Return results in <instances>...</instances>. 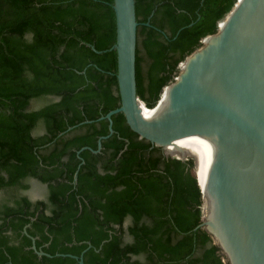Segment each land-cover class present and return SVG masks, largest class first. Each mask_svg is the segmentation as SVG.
<instances>
[{"label": "trees", "instance_id": "16d2710c", "mask_svg": "<svg viewBox=\"0 0 264 264\" xmlns=\"http://www.w3.org/2000/svg\"><path fill=\"white\" fill-rule=\"evenodd\" d=\"M235 1L135 0L146 106ZM111 4L0 0V264H79L55 253L79 255L89 243L85 264H228L199 225L192 156L163 155L122 112L92 150L108 133L98 117L119 104ZM30 178L43 196L22 192Z\"/></svg>", "mask_w": 264, "mask_h": 264}, {"label": "water", "instance_id": "95a60500", "mask_svg": "<svg viewBox=\"0 0 264 264\" xmlns=\"http://www.w3.org/2000/svg\"><path fill=\"white\" fill-rule=\"evenodd\" d=\"M111 6L119 104L98 117L108 121V133L92 150L114 131L112 115L122 112L137 137L163 155L192 156L202 196L199 225L228 264H264V0H236L216 31L180 61L152 107L137 93L135 0H112ZM174 142L188 153L169 152ZM90 246L79 255L55 254L85 264ZM31 247L50 255L34 240Z\"/></svg>", "mask_w": 264, "mask_h": 264}, {"label": "rangeland", "instance_id": "374dc122", "mask_svg": "<svg viewBox=\"0 0 264 264\" xmlns=\"http://www.w3.org/2000/svg\"><path fill=\"white\" fill-rule=\"evenodd\" d=\"M34 103H35V105H38L41 103V100H38ZM27 181L30 183V186L28 188H26L25 190H22L23 193L27 194L31 198L43 196V193H44L43 191L45 189L44 184H42L40 181H38L35 178H30ZM18 191H20V190H18Z\"/></svg>", "mask_w": 264, "mask_h": 264}, {"label": "bare ground", "instance_id": "6f19581e", "mask_svg": "<svg viewBox=\"0 0 264 264\" xmlns=\"http://www.w3.org/2000/svg\"><path fill=\"white\" fill-rule=\"evenodd\" d=\"M167 90H168V88H165V90H164V93H163V98H165V96L167 95ZM146 111H148V110H146ZM168 149L170 150L169 152H171V153H184V152H187L182 146H181V144L180 143H177V142H174L173 143V146L172 145H170L169 147H168ZM188 153V152H187ZM195 170H196V167H195ZM196 172H197V170H196Z\"/></svg>", "mask_w": 264, "mask_h": 264}, {"label": "built area", "instance_id": "2783aa9c", "mask_svg": "<svg viewBox=\"0 0 264 264\" xmlns=\"http://www.w3.org/2000/svg\"><path fill=\"white\" fill-rule=\"evenodd\" d=\"M179 65V64H178Z\"/></svg>", "mask_w": 264, "mask_h": 264}]
</instances>
